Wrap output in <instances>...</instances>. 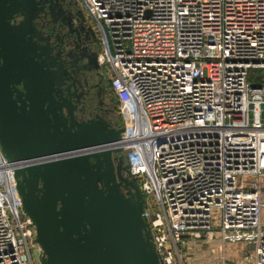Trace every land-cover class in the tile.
<instances>
[{"label":"built area","instance_id":"2783aa9c","mask_svg":"<svg viewBox=\"0 0 264 264\" xmlns=\"http://www.w3.org/2000/svg\"><path fill=\"white\" fill-rule=\"evenodd\" d=\"M78 2L122 118L96 149L140 181L160 264H264V0ZM57 157L0 146V264H36L16 171Z\"/></svg>","mask_w":264,"mask_h":264},{"label":"water","instance_id":"95a60500","mask_svg":"<svg viewBox=\"0 0 264 264\" xmlns=\"http://www.w3.org/2000/svg\"><path fill=\"white\" fill-rule=\"evenodd\" d=\"M43 9L40 0H0V146L11 160L58 156L16 171L43 263L160 264L129 164L117 162L118 149H96L122 129L78 117L76 80L35 22Z\"/></svg>","mask_w":264,"mask_h":264},{"label":"flooded vegetation","instance_id":"af4514ba","mask_svg":"<svg viewBox=\"0 0 264 264\" xmlns=\"http://www.w3.org/2000/svg\"><path fill=\"white\" fill-rule=\"evenodd\" d=\"M40 1L44 9L35 22L45 37L50 36L53 53L59 54L66 62V69L76 80L77 96H80L82 107L78 112V117L92 118L96 115L105 117V114L110 111L105 104V90L109 89L112 95L114 94L109 85V76L103 72L99 63L101 47L93 27L88 24L79 10L69 6L68 0ZM51 4L54 6L55 19L50 13L49 5ZM58 12H60L59 15ZM21 19L22 16H19L18 21ZM68 83L71 82L68 81ZM75 95H73V100H76ZM113 97L117 100L115 95ZM116 156L118 163L122 162L127 165L122 155ZM127 170L128 168L124 169L125 174ZM122 190L129 193L130 188L122 186Z\"/></svg>","mask_w":264,"mask_h":264},{"label":"rangeland","instance_id":"374dc122","mask_svg":"<svg viewBox=\"0 0 264 264\" xmlns=\"http://www.w3.org/2000/svg\"><path fill=\"white\" fill-rule=\"evenodd\" d=\"M79 2H78V0H68V4H69V6H71L73 9H75V10H79L81 13H82V15H83V17L88 21V24L89 25H91L92 27L94 26V23H93V21H91L90 19H89V17H88V15H87V12L83 9V7L80 5V4H78ZM78 5V6H77ZM254 74H256V76H255V80L256 79H260L261 77H262V71H254ZM251 75H252V72H251ZM136 182V181H135ZM137 183V185L140 183V181H137L136 182ZM141 184V183H140ZM145 200H148V198L147 197H145ZM32 243H35L36 244V246L35 247H33L32 248V255H33V258H34V260H35V262H36V264H42L40 261H39V249H38V247H37V244L39 243V242H37V241H32ZM211 248H214V246L213 245H211ZM237 247L236 246H234V245H228V254H229V256H232L233 254L231 253V252H234V250L236 249ZM209 250V249H208ZM209 262V260H208V258H206V260H204V262H203V264H207ZM192 264H198V263H192Z\"/></svg>","mask_w":264,"mask_h":264},{"label":"crops","instance_id":"0c3cea01","mask_svg":"<svg viewBox=\"0 0 264 264\" xmlns=\"http://www.w3.org/2000/svg\"><path fill=\"white\" fill-rule=\"evenodd\" d=\"M106 94V105L110 109L109 112L105 114V117H103L105 120H107L109 123H111L113 126L117 127L122 124V118L118 113L117 106H118V101L114 100V95L110 92L109 89L105 90ZM215 250L220 253L221 248L220 245L218 244H213Z\"/></svg>","mask_w":264,"mask_h":264}]
</instances>
